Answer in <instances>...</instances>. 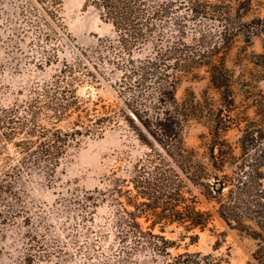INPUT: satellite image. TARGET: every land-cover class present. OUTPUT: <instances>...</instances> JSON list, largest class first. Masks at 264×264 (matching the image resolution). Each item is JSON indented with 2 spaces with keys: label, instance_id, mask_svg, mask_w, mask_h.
Returning a JSON list of instances; mask_svg holds the SVG:
<instances>
[{
  "label": "trees",
  "instance_id": "1",
  "mask_svg": "<svg viewBox=\"0 0 264 264\" xmlns=\"http://www.w3.org/2000/svg\"><path fill=\"white\" fill-rule=\"evenodd\" d=\"M63 5L64 0H17V18L11 19L14 33L36 32V67L62 61L52 80L36 85L33 96L0 114L2 135L20 155L12 170L57 168L85 131L103 133L124 119L149 149L134 163L131 178L123 179L131 186L130 207L121 204L107 226L91 219L94 223L87 228L98 234L96 243L77 244L78 250L86 258L94 257L95 249L112 251L115 264L147 251L167 255L172 246L164 234L167 225L205 230L215 227L218 218L253 239L252 259L264 264V92L259 87L264 78V14L250 15L264 8V0H86L114 30L93 49L113 63V86L121 98L101 116L97 106L89 108L77 95L75 86L84 80L101 83L106 77L104 69H93L98 63L92 68L85 60L93 51L79 50L72 60L60 55L61 41L69 37ZM258 37L262 51L252 49ZM238 41L242 44L232 65L229 54ZM145 43H154L153 51L136 55ZM204 77L209 85L200 97L193 90L178 97L183 79ZM44 109L57 121L76 112L73 123L80 129L64 131L56 123L41 127L38 119ZM193 121L207 128L199 147L188 146L185 138ZM16 179L2 178L0 185L13 186ZM99 193V188L85 191L88 213L97 207ZM112 231L116 243L105 246ZM46 236L31 234L19 263L62 264L68 242L58 237L50 242ZM168 264L224 261L213 253L185 251Z\"/></svg>",
  "mask_w": 264,
  "mask_h": 264
},
{
  "label": "rangeland",
  "instance_id": "2",
  "mask_svg": "<svg viewBox=\"0 0 264 264\" xmlns=\"http://www.w3.org/2000/svg\"><path fill=\"white\" fill-rule=\"evenodd\" d=\"M85 3L86 0H64L61 13L69 32V37L64 36L61 41L63 47L60 49V55L64 59L72 60L79 56V50L92 52L100 44L101 37L114 34L113 26L102 20L95 7L86 6ZM18 10L17 0H0V114L4 109L24 103L33 96L34 87L52 80L62 65L60 60L44 67L34 65L36 32L18 35L10 26L11 19L17 18ZM258 14H264V8L254 9L250 13L251 16ZM241 44L238 41L230 51L229 61L232 65ZM153 47L154 43H145L141 50H137L136 55L151 53ZM253 48L262 51L261 38L255 39ZM85 60L90 67L93 63H98L97 69L92 68L100 72L104 69L106 77L96 84L85 80L76 82V93L81 99L88 101L89 108L97 106L101 116L121 102L113 86L117 73L113 72V63L100 58L94 51L91 56H86ZM77 75L83 74L78 72ZM208 85L207 77L185 78L179 85L177 95L181 99L193 90L200 97ZM259 87L264 92V78L259 82ZM210 91L213 96L218 97L213 87ZM238 97V100H242L240 90ZM41 99L44 101L45 97ZM247 111L253 114V108L248 107ZM76 117L75 112L57 121L49 110L44 109L38 123L46 128H51L56 123L62 130L72 131L80 129V126H74ZM205 132V125L193 121L186 129L187 145H202L201 134ZM21 137L23 134L14 140ZM202 149L200 147V150ZM148 150L122 119L119 124L106 127L103 133L89 134L85 131L80 136V142L61 158L57 168L39 165L16 172L12 168L20 159L18 148L12 141L3 137L0 129V183L2 178L10 180L17 176L13 186L8 185V182L7 187L0 185V264H22L19 259L32 241L31 234L38 237L47 235L50 242L54 237L68 242L69 254L62 264H115L116 257L112 251L102 254L100 249H95L94 257L86 258V254L78 250L77 244L90 246V243H96L98 234L87 228V225L94 223L91 219H95V224L107 226L121 204L130 207L131 186L125 184L123 179L131 178L134 163ZM6 171L12 172L13 177L5 176ZM96 188L100 189V199L97 207L88 213V208L83 202L84 193ZM214 226L212 229L199 230L187 229L178 223L169 224L164 234L172 241L169 249L171 254L147 251L130 258L124 256L129 261L121 263L168 264L172 256L182 252L203 251L213 253L221 258L224 264H258L252 259L255 248L253 239L228 228L218 218L215 219ZM159 228L156 227L155 231L159 232ZM115 240L112 231L109 239L103 244L108 246L116 243ZM214 246L219 248L214 249Z\"/></svg>",
  "mask_w": 264,
  "mask_h": 264
}]
</instances>
